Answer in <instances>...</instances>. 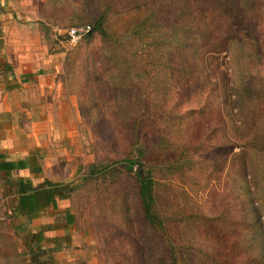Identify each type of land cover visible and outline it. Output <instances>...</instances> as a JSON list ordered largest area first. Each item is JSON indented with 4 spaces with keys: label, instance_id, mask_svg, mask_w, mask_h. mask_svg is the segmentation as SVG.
Instances as JSON below:
<instances>
[{
    "label": "rangeland",
    "instance_id": "rangeland-1",
    "mask_svg": "<svg viewBox=\"0 0 264 264\" xmlns=\"http://www.w3.org/2000/svg\"><path fill=\"white\" fill-rule=\"evenodd\" d=\"M22 1L11 0V6L7 7V4L3 5V0H0L3 8L0 13V38L4 39L3 30L7 26L11 29L13 26H31L33 32L41 35L39 41L36 40L38 60L41 63L49 61L55 65L51 69L64 82V88L67 90H64V97L58 96L57 92L42 95L38 90L40 82L34 77L27 79L28 81L22 77L1 79L0 86L4 91L2 96L8 94L6 99L8 102L11 101L14 107L2 116L5 118L3 122L7 123L11 130L8 132L0 129V134L3 132L12 135L13 138L15 136L16 141H56L37 149L33 146L31 151L37 152L38 165L43 166L42 171L34 176V181L43 182L42 179L48 178L68 183L76 188L71 197L62 199L63 201L60 199L56 207L49 208V216L54 225L63 227L52 230L47 228V231H44L47 238L44 245L50 248L58 247L59 243L54 242V239L59 236L67 244L59 257L52 254L54 251L50 252L54 264L116 263L115 257L118 252L113 247L115 244L108 247L107 242L117 234L124 236L121 207L117 202H104L102 197L108 196L118 188L127 193L130 199L129 217L134 226L139 227L142 214L136 194L137 179L134 172L126 174V177L120 180L118 171V175L106 174L93 182H84L85 173L89 165L97 160L96 152L102 146H109L108 149L112 152L114 149L115 153H122V145L128 146V149L131 145L133 149L137 145L154 146L151 155L148 153V166L141 170L146 172L150 167L153 168L157 180V209L169 225L177 243L193 245L189 252L192 258L189 264H264V233L260 236L252 229L251 222L252 209L261 206L264 209V185L258 189L256 187L259 168L254 160L250 162V159L246 158L249 164L245 173L239 169L243 149L234 145L239 143V137L244 135L241 131L243 116L242 112L238 111L239 103L236 101L237 97L235 98L240 89L239 81L234 78L238 69L237 61L234 62L225 53L207 52L216 48L212 34L216 36L221 32L224 18L215 13L216 16L210 17L207 23L201 25L199 21L206 15L202 1L156 0L158 4L153 18L146 22L149 21L148 11L133 7L134 0H112L115 7L111 12H119L111 14L107 20L108 32L113 34L114 38L120 36L129 47L135 49L142 45L141 49H145L141 50L143 56L139 63L132 58L123 63L128 69L127 75L130 81L135 77L139 79L143 95L158 97L161 100L158 109L165 110L166 113L158 118L155 128L148 116L142 114L146 111V106L139 105L135 112L141 111L138 114L140 141H123L122 125L116 108L104 104L97 84L91 97L88 99L79 97L81 82L79 77L72 73L74 51L83 40L72 41L66 29L84 24L93 25V13L87 8L88 1L36 0L32 3ZM239 9L255 16H263L264 0H239ZM159 15L169 20L170 17H175L181 22V27L187 25L201 27L197 35L198 41L206 51L200 49L198 52L199 72L192 77V86L189 88L195 93L190 99H186L189 90L179 88L177 83L179 79L173 80L170 85L165 82L166 89H163L162 79H165V73L170 67L162 68L164 71H158L157 67L155 55L165 52L161 30L154 27V22L157 23L156 17ZM161 23L162 21H158L157 24ZM93 42L91 50L96 53V57L98 56L100 63L97 65L101 68L104 61L99 56L100 36L95 34ZM189 54L196 55V52L191 50ZM0 55V62L8 65L6 70L12 72L13 68L7 62V57L1 52ZM170 58L168 64L179 61L175 52ZM7 91L9 92L6 93ZM70 95L75 99L81 117L73 144L69 143L72 139L63 136V133L65 135L68 133V124L67 114L62 108L70 99ZM176 97L178 100L188 101L183 102L179 110L173 108ZM163 98L166 99L167 107L162 106ZM226 100L232 101V107H225ZM206 101L213 107L210 114L203 115V112L180 114L188 108L191 110L193 107L198 108ZM235 105L237 109L233 108ZM229 108H232V111ZM86 116L99 121L90 123ZM179 123L182 126H178ZM170 125L174 127L170 128ZM95 129L99 131L96 132ZM101 132H107L110 140L101 141L99 138ZM207 133H210V141H206ZM192 145H201L198 154L203 155L195 157L194 151L189 149ZM201 148L214 149L210 154ZM155 156L158 157L156 162L153 161ZM49 157L53 159L58 157L59 160L46 167L45 160ZM115 166L122 168L118 163H115ZM135 169H138V165ZM117 180L120 183H116ZM1 182L3 184L0 190V252L3 253L0 254V263L15 264L19 255L21 259L27 255L24 238L35 230L45 229L46 226L35 227L24 219L12 216L10 209L15 196L8 192L9 178L0 175V185ZM64 207H68V212L72 215V221L69 223ZM262 220L264 221L263 218ZM183 264L186 263L183 261Z\"/></svg>",
    "mask_w": 264,
    "mask_h": 264
},
{
    "label": "trees",
    "instance_id": "trees-1",
    "mask_svg": "<svg viewBox=\"0 0 264 264\" xmlns=\"http://www.w3.org/2000/svg\"><path fill=\"white\" fill-rule=\"evenodd\" d=\"M87 1V8L93 13V25L90 24L92 30L82 37L81 40L83 42L75 49L71 62L72 73H75L81 82V90L78 91V96L88 99L94 94L95 84H97L104 104H110L116 108L115 110L122 125V140L140 141V131L138 129L140 115L138 114L141 111L139 110L136 113V107L139 105L146 106V111L142 114L148 116L155 128L158 118L166 114L164 113L165 110L161 111V109H158L161 100L155 96L143 95L139 79L135 77L133 81H130L127 75L128 69L123 66V63L130 58L139 63L143 56L141 50L145 51V49H141L142 45L135 49L129 47L120 36L114 38L113 34L108 32L106 28L107 20L111 14L119 12H111L112 8L115 7L112 0ZM199 1L203 2L205 6L204 13L206 14L199 21L201 25L207 23L210 17L216 16L215 13L224 18L221 32L216 36L212 34L213 44L216 45V48L207 49V52L225 53L234 62L237 61L238 69L235 71L234 78L239 81L240 89L235 98L237 97L236 101L239 103L238 111L242 112L243 116L241 131L244 135L239 137L240 142L234 145L243 149L241 154L242 163L239 168L243 173L248 169L249 163L246 158H249L250 162L254 160L259 168L258 177H256V187L258 189L259 186L264 185V15L255 16L248 13V11L242 12L239 9V0ZM173 2L176 3L175 1ZM157 4L156 0L132 1L133 7L144 8L145 11H148V19L150 18L151 20ZM2 9L0 4V13ZM160 16L156 17L157 23L158 21H162V23L157 24L154 22V27H158L161 30L165 52H159L155 57L158 71H164L162 68L170 67L165 73V79H162L164 81L163 89H166L165 82L170 85L173 80L179 79L180 81L178 80L177 82L178 86H180L179 88L189 90L186 99H190L195 93L192 88H189L192 86V77L199 72V67L197 66L198 52H200V49L203 50L197 36L201 27H187L188 25L181 27V22L175 17L172 16L169 20ZM150 19L146 22H150ZM95 34L100 36L99 56L104 61V65H101V68L97 65L100 63L97 59L98 56L96 57V53L91 50ZM191 50L195 51L196 55L189 54ZM203 51H206V49ZM173 52L178 54L177 60L179 61L168 64L167 61L171 59ZM224 83L227 82L224 81ZM221 87L224 88L223 85ZM209 95L211 96V94ZM183 102L188 101L178 100L176 97L173 102V108L179 110ZM162 106L167 107L165 98H163ZM228 106L232 107L231 100L225 101V107L227 108ZM233 108H236V105ZM212 109L211 104L206 101L200 107H193L192 110L188 108L184 112H180V114L187 115L203 112V115H207L212 112ZM229 110L232 111V108H229ZM85 118H88L90 123L99 121L98 119H93V117L86 116ZM178 126H182L181 123ZM169 127L173 128L174 125ZM98 128L101 131V128ZM99 129H95L96 132ZM207 131L209 132V129ZM209 134L207 133L206 141H210ZM108 136L107 132H101L99 138L101 141H109ZM185 141H188V139H185ZM129 147L128 149V146L122 145V153H115L114 149L113 152L108 149L109 146H102L96 152L97 160L89 165L88 171L84 176V182L89 183L106 174L118 175V171L120 173L118 175L119 180L121 178L124 179L126 174L135 173L137 179L136 194L142 214L139 227H135L129 217L131 214L128 205L130 199L125 190L118 188L113 193L108 194V196L102 195L104 202H117L121 207V221L125 227L123 229L125 230L123 237L117 234L112 240L107 242L108 247H111L114 243L113 247L118 252L115 257V264H183V261L189 264L192 259L189 256V252L193 245L190 243H177V239L171 234L169 225L157 209V180L154 176L153 168L150 167L146 172L141 170V168L148 166V153L151 155L154 146L137 145L135 149H133L132 145ZM200 147L201 145H192L189 149L194 151L193 155L195 157H199L203 155V153L198 154ZM213 149L208 148L206 150L201 148V150L207 153L210 152V154ZM157 159V156L153 157L154 162ZM115 163L121 164L122 168L115 166ZM136 165H138L137 170L135 169ZM23 168H31L36 173L42 170L35 156L12 161L7 160L6 156L0 153V172L9 173ZM119 180L116 183H120ZM11 183L15 188H12L13 192L15 190V200L11 204L10 212L12 216H27L29 221L37 217L47 207H56L58 199L71 197L76 189L68 183L51 179H45L39 185H35L32 180L19 177L17 181ZM261 210L264 211L263 206L257 209L253 208L251 213L252 229L256 230L260 236L264 233V221L262 220V218L264 219V212ZM103 212L105 213L106 211L103 209ZM66 218L68 223L71 222V213L67 212ZM44 233V230L33 231L24 238L27 253L31 255L33 264H54V259L50 256V252L56 251L58 248L45 247L46 238Z\"/></svg>",
    "mask_w": 264,
    "mask_h": 264
},
{
    "label": "crops",
    "instance_id": "crops-1",
    "mask_svg": "<svg viewBox=\"0 0 264 264\" xmlns=\"http://www.w3.org/2000/svg\"><path fill=\"white\" fill-rule=\"evenodd\" d=\"M33 1H36V0H23L22 2L32 3ZM5 4H7L6 5L7 7L11 6V0H3V5ZM12 28L13 29H11L10 26H7L3 30L5 32V34H3L4 35V46L2 49H0V52L4 53V56L7 57V62L12 65L13 69H12V72L9 70L7 71L6 67L8 65L5 66L3 63L0 62V81L1 79L10 80V79H13V77L14 78L22 77L23 79H25V81H28L32 77H34L36 80H39L40 82L38 85V90L42 92V95H45L46 93L52 94L54 92H57L58 96L64 97L65 96L64 90H67V89L64 88L65 86L63 84L64 82L60 79V77L58 78L57 73L53 72V70L51 69V67L55 65L51 64L49 61L41 63V61L38 60L39 52L36 46L37 44L36 40L38 39L39 41L41 37L40 33L37 34V32H33L31 30L32 29L31 26L30 27L29 26H25V27L13 26ZM41 68H43V70H41ZM24 84H26V82H24ZM14 89L15 87H13V90H12L13 92L15 91ZM8 92L9 91H7L6 93ZM3 93H4L3 87L0 86V98ZM7 95L8 94H4L2 96L3 98L0 100V129L2 131L4 130V131L9 132L11 128H9V125L7 123L3 122L5 118H2V116H4L10 110H12L14 105L10 103L11 101L10 102L7 101L6 99ZM62 110H64V112L67 114L66 121L68 124V128H67L68 133L67 135L63 133V136L65 138H69V140L72 139V141L69 143L73 144L75 143V140H76L75 134L78 131V126H79V123L81 122V117L77 109L75 99H73L72 95H70V99L64 105ZM0 135H1L0 136V152L1 154L6 156L7 160H12V161L26 159L29 156H33V157L35 156V158L39 160L37 157V152L34 150L31 151L33 146H35L36 147L35 149H37L40 146H44V145L48 146L49 142H51V144H54V142H56V141H34V142L33 141H16L15 136L13 138L12 135L4 134L3 132ZM23 143L25 144L22 145ZM58 160H59L58 157H56L55 159L49 157L45 160L46 162L45 166L49 167L50 164H55V162H57ZM40 172H37V173H40ZM37 173L34 172L31 168H23V169L13 170L9 173L0 172V175L9 178L8 192L11 193L13 196H15V193H14L15 190L14 192L12 190V188L13 189L15 188L12 186L11 182L14 183L15 181H17L19 177H22L24 179L32 180L35 185H39L42 181H39L38 183L34 181L35 180L34 176H36ZM12 177L13 178L16 177V178L12 179ZM42 180H45V179H42ZM2 184L3 183L1 182L0 190H2ZM61 200L58 199L57 204H59ZM12 201L14 202V199ZM8 202L10 201L8 200ZM50 207H47L44 211H42V213H40L37 217L33 218L31 221H29L27 216H24V215H19L16 217L28 221L32 226L34 225L35 227H40V225L41 226L45 225L46 228L45 227L43 228H45L46 230L42 229L44 231H47V228L48 230H52L58 227H63V226L54 225L53 221L50 219V216H49ZM64 208H65V212L67 213L69 211L68 207H64ZM62 240L63 239L60 236L54 239V242L59 243L57 247L58 250L52 253L54 256H56V254L58 257L62 255L61 250L64 249L65 246H67L66 242H63ZM60 243H61V246H60ZM62 243L64 245L63 247H62ZM2 253L0 252V254ZM26 254L27 255H24L22 259L20 258V255H19L18 260L15 261V264H33L31 255L27 253V250H26Z\"/></svg>",
    "mask_w": 264,
    "mask_h": 264
},
{
    "label": "built area",
    "instance_id": "built-area-1",
    "mask_svg": "<svg viewBox=\"0 0 264 264\" xmlns=\"http://www.w3.org/2000/svg\"><path fill=\"white\" fill-rule=\"evenodd\" d=\"M92 30V26L90 24H85L82 26L71 27L70 29H66V33L70 36L71 40L77 42L81 40L84 35L89 33Z\"/></svg>",
    "mask_w": 264,
    "mask_h": 264
},
{
    "label": "water",
    "instance_id": "water-1",
    "mask_svg": "<svg viewBox=\"0 0 264 264\" xmlns=\"http://www.w3.org/2000/svg\"><path fill=\"white\" fill-rule=\"evenodd\" d=\"M4 46V39L0 38V49H2Z\"/></svg>",
    "mask_w": 264,
    "mask_h": 264
}]
</instances>
